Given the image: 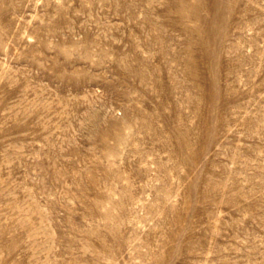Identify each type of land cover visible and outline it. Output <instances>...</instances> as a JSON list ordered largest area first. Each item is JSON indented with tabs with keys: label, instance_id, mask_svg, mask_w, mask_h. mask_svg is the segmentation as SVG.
<instances>
[{
	"label": "rangeland",
	"instance_id": "rangeland-1",
	"mask_svg": "<svg viewBox=\"0 0 264 264\" xmlns=\"http://www.w3.org/2000/svg\"><path fill=\"white\" fill-rule=\"evenodd\" d=\"M0 264H264V0H0Z\"/></svg>",
	"mask_w": 264,
	"mask_h": 264
}]
</instances>
